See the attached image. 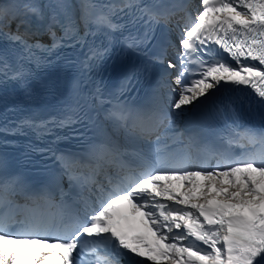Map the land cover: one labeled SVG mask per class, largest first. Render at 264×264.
Here are the masks:
<instances>
[{
	"label": "snow or ice",
	"instance_id": "6c2138e0",
	"mask_svg": "<svg viewBox=\"0 0 264 264\" xmlns=\"http://www.w3.org/2000/svg\"><path fill=\"white\" fill-rule=\"evenodd\" d=\"M0 264H264V0H0Z\"/></svg>",
	"mask_w": 264,
	"mask_h": 264
}]
</instances>
